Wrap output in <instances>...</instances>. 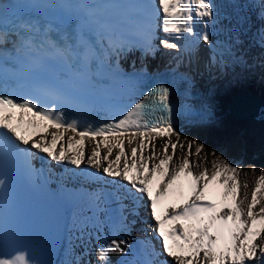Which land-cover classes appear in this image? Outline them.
<instances>
[{"label": "snow or ice", "instance_id": "snow-or-ice-1", "mask_svg": "<svg viewBox=\"0 0 264 264\" xmlns=\"http://www.w3.org/2000/svg\"><path fill=\"white\" fill-rule=\"evenodd\" d=\"M8 3L25 7L0 15V62L8 53L15 65L12 81L0 86V264H51L38 258L26 234L5 222L10 158L23 161L29 179L49 161L78 169L67 179L88 188L83 205L69 210V230L82 234L90 221L108 222V234L97 230V264H110L112 252L132 254L124 236L141 207L154 222L159 249L150 238L137 241L135 256L124 264H264V170L251 193L241 194L247 188L238 178L241 169L215 152L210 172L192 170L200 165L189 157L204 148L197 140H187L188 151L174 159L184 148L176 123L212 119L190 88L196 76L225 70L235 76L236 69L257 66L264 71V0H250L244 25L226 16L220 21L213 0H3L0 11ZM85 34L94 37V46ZM161 48L187 53V63L150 72L146 60ZM255 49L259 59L250 56ZM133 51L140 52V65L133 62L126 71L119 58ZM90 57L107 81L140 85L99 125L81 124L66 107L94 104L74 94L81 83L94 82ZM58 61L67 65V75L55 82L42 78ZM158 138L165 141L159 152ZM86 140L94 142L90 154ZM62 264L82 261L73 257Z\"/></svg>", "mask_w": 264, "mask_h": 264}, {"label": "bare ground", "instance_id": "bare-ground-1", "mask_svg": "<svg viewBox=\"0 0 264 264\" xmlns=\"http://www.w3.org/2000/svg\"><path fill=\"white\" fill-rule=\"evenodd\" d=\"M213 3L218 11L219 19L225 20L226 16L228 20H230L234 24L244 25L245 17L252 14L250 0H230L223 2L213 0ZM160 35L164 36L165 34L160 33ZM168 35L174 36L176 34ZM187 60L188 54L184 52V58L182 59V61L184 63H187ZM133 62H135L137 66L140 65V59H137L134 56H128L125 60V65L131 67ZM146 63L150 71H155L157 69L161 71L164 69L161 63H157L153 59L149 58ZM179 70L183 71V67H181ZM204 77L205 75L202 77L196 76L193 83L190 85V88L193 91L202 94L203 98L201 99V101L209 110H212V112L215 113V116L206 124L192 122L176 123V130L181 134H189L190 136H193L195 133H199L210 137L225 138L229 143L227 146V152L242 150L243 148H245L248 140L250 139L252 144L256 147L257 151L260 153H264V122L236 120L230 115L228 108L229 102L231 101L235 93L246 91L259 92L264 94V83L260 82L258 84H255L253 82H250L248 79H241V81L237 84V89L229 87L228 89H231V92H228L221 87L209 86ZM216 92H218L220 96ZM50 131L55 130L51 129ZM70 134V132L66 133V136ZM233 134V137L235 138L232 137ZM156 150L158 151V149ZM87 152L88 154L91 153V151L88 149ZM51 165L54 168H59L61 165H66L69 168H75V166L72 165L57 164L56 162L52 161ZM81 167L84 168L86 166L81 165ZM192 170L198 173L199 171L203 170V167H193ZM89 171H94V169H89ZM67 177L68 175L65 177V179H67ZM105 179L110 180L112 178L105 177ZM251 191L252 189L250 187L247 188V192L249 194L251 193ZM82 205L83 202L77 207H81ZM138 218L142 221L139 223V225L141 226V230H137L135 228V224L132 227L131 232L124 236L128 244L132 246V254H128L127 251L125 253L112 252L109 254L110 264H124L125 261L132 260L134 257L133 244L136 241L135 237H139L140 234L144 232L152 234L151 225L154 222L148 218V213L145 207H141L139 209V215L136 216L135 219L137 220ZM144 225H146L147 228L143 229L142 226ZM108 227L109 224L107 221L93 220L89 222V226L86 229H83L82 234L81 232L69 230V239L60 264H62V262L72 260L73 257L79 258L82 261V264H97L96 256L94 254V250L97 247V230H99L103 234H108ZM155 244L157 247H159V241L157 238H155ZM122 247H124V245H122Z\"/></svg>", "mask_w": 264, "mask_h": 264}, {"label": "rangeland", "instance_id": "rangeland-1", "mask_svg": "<svg viewBox=\"0 0 264 264\" xmlns=\"http://www.w3.org/2000/svg\"><path fill=\"white\" fill-rule=\"evenodd\" d=\"M220 21H224V20H220ZM250 56L259 59V50L258 49L253 50L250 53ZM156 57H157L155 59L156 62L161 63L166 69L173 68L176 66L178 61L184 58V52H177L174 50L161 48V50L156 54ZM173 57H176L177 60H173ZM236 72L239 74L234 76L229 74L228 70H225L224 75H213L211 77L205 75L204 78L209 86L221 87L222 89H225L228 92H231L230 91L231 89H228L229 87L237 89V84L241 81V79H248L250 82H253L255 84L264 82V71H261L259 66L254 67L253 69H250L248 71H241L240 69H236ZM216 93L218 94V92ZM218 95L220 96V94ZM70 135H72V133ZM233 136L234 134L232 135V137ZM192 139H195L199 143L203 144L204 148L199 155L194 154L190 156L189 157L190 161L194 162L195 164H199L200 167L203 168L206 167L210 172L212 170L211 162L215 158L212 155V153L215 152L216 155L223 156L233 166L241 169L238 177L241 185L246 183L247 188L250 187L251 189H253V187L255 186V181L259 177L260 172L256 169L253 171V168L245 165L244 163H242V161L244 159V156L246 158L247 152L249 151L252 153V155L255 158L264 156V153L258 152L250 139L248 140L245 148H243L242 150L227 152V146L229 143L225 138L210 137L199 133H195L193 136H190L189 134H181L180 143L184 144V148L181 149L178 147L176 149L174 159L179 161V158L188 151L187 140H192ZM172 140L175 141L176 138L172 137ZM164 142L165 141L163 139H159V138L155 140L154 143L158 151L162 149ZM86 145H87V149L91 151L92 147L94 146V142L91 140H86ZM105 151L106 150L103 148V146H101V152H105ZM191 151L195 153V146L192 147ZM168 152L169 154H172V149L169 148ZM205 159L207 161L206 163H204ZM247 188L242 187L241 194L247 192Z\"/></svg>", "mask_w": 264, "mask_h": 264}, {"label": "water", "instance_id": "water-1", "mask_svg": "<svg viewBox=\"0 0 264 264\" xmlns=\"http://www.w3.org/2000/svg\"><path fill=\"white\" fill-rule=\"evenodd\" d=\"M230 115L236 120L264 122V94L238 92L229 102Z\"/></svg>", "mask_w": 264, "mask_h": 264}, {"label": "trees", "instance_id": "trees-1", "mask_svg": "<svg viewBox=\"0 0 264 264\" xmlns=\"http://www.w3.org/2000/svg\"><path fill=\"white\" fill-rule=\"evenodd\" d=\"M242 163H244L247 166H250L253 169L258 170L260 174H261V170H264V156L255 158L250 151L247 152L246 158L244 156Z\"/></svg>", "mask_w": 264, "mask_h": 264}]
</instances>
